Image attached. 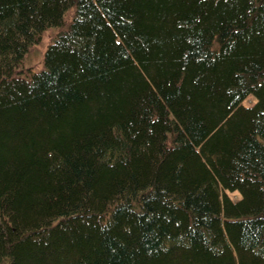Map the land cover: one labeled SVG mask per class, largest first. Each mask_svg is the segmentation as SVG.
Wrapping results in <instances>:
<instances>
[{"label":"trees","instance_id":"16d2710c","mask_svg":"<svg viewBox=\"0 0 264 264\" xmlns=\"http://www.w3.org/2000/svg\"><path fill=\"white\" fill-rule=\"evenodd\" d=\"M0 264H264V0H0Z\"/></svg>","mask_w":264,"mask_h":264},{"label":"rangeland","instance_id":"374dc122","mask_svg":"<svg viewBox=\"0 0 264 264\" xmlns=\"http://www.w3.org/2000/svg\"><path fill=\"white\" fill-rule=\"evenodd\" d=\"M59 27H50L48 28L44 34L41 41L31 46L30 50L26 53L25 57L23 58V67L30 68L29 75L31 76L32 72H39L45 68V54L47 48L50 44L52 36L58 30ZM254 101V100H253ZM252 101V103H253ZM248 104L250 101L247 102Z\"/></svg>","mask_w":264,"mask_h":264}]
</instances>
